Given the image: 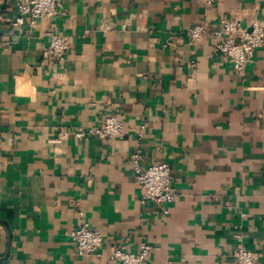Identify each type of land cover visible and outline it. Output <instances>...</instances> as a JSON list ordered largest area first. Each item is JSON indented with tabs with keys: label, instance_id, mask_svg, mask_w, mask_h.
Segmentation results:
<instances>
[{
	"label": "crops",
	"instance_id": "obj_1",
	"mask_svg": "<svg viewBox=\"0 0 264 264\" xmlns=\"http://www.w3.org/2000/svg\"><path fill=\"white\" fill-rule=\"evenodd\" d=\"M19 2L0 0V264H120L115 242L150 243L148 264H235L240 246L264 264V45L238 72L217 36L187 33L225 17L264 27V0H63L15 25ZM56 29L62 63L44 55ZM114 114L123 136L75 135ZM135 150L169 163L172 203L143 202ZM83 221L100 256L76 248Z\"/></svg>",
	"mask_w": 264,
	"mask_h": 264
},
{
	"label": "built area",
	"instance_id": "obj_2",
	"mask_svg": "<svg viewBox=\"0 0 264 264\" xmlns=\"http://www.w3.org/2000/svg\"><path fill=\"white\" fill-rule=\"evenodd\" d=\"M212 3L213 0H204ZM18 14L13 24L22 25L29 17L34 24L40 19H51L63 13V0H20L17 6ZM3 17L0 16V20ZM193 43H199L210 34H214L220 40L217 43L216 52L220 57L226 58L233 63V67L238 72H243L248 61L253 56L256 49L264 45V27L258 22H253L250 26H245L239 18H221L215 28H211L208 23H197L192 25L187 31ZM50 42L44 51L45 57L64 62L67 53L71 48L69 36L61 30L48 32ZM125 123L118 114L110 115L105 122L91 130L79 127L75 130L78 138L89 135H98L102 138L123 136L125 133ZM142 124L140 137L143 136ZM143 156L140 150H135L132 154V163L137 181L143 186V202H153L158 206L168 205L175 200L173 189V170L169 163L165 161L152 162L143 165ZM168 212V208H164ZM78 252L82 255H101V248L104 243V235L101 231L94 229L86 221L81 222L71 233ZM152 245L143 242L138 252L126 250L121 243H112L111 259L119 261L120 264H148ZM235 264H262L259 253L240 246L236 252Z\"/></svg>",
	"mask_w": 264,
	"mask_h": 264
}]
</instances>
